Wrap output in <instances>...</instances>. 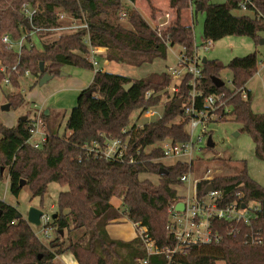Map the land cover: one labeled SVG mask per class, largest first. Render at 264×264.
<instances>
[{"label":"trees","instance_id":"1","mask_svg":"<svg viewBox=\"0 0 264 264\" xmlns=\"http://www.w3.org/2000/svg\"><path fill=\"white\" fill-rule=\"evenodd\" d=\"M128 1L136 0H0V67L4 68V71L0 68V86L8 77L10 86L20 89L27 71L36 77V84L46 73L53 78L61 75L65 66L94 71L89 61L91 47L105 48V58L109 62L134 67L166 60L169 49L174 46L192 53L194 27L181 23L182 11L192 3L196 4V10L206 12L205 40L217 41L228 35L250 36L256 40L258 33L264 31V0H252L258 13L251 10L250 15L241 16L233 13L241 0L222 4L208 0H170L176 20L162 30L151 25L138 10L127 8L125 2ZM26 2L39 10L34 26H57L64 12L84 20L88 27L62 34L57 39L46 37L41 49L28 45L21 53L8 49L2 40L4 35L20 40L31 31L22 13ZM149 5L155 13L150 1ZM122 12L127 13L126 22L119 19ZM257 65L255 53L233 58L227 67L233 73L234 85H246L258 72ZM203 67L206 94L228 89L226 85L217 87L213 80L220 77L225 65L207 59ZM186 81L180 96L187 93ZM171 82L165 71L134 79L95 70L92 83L80 92L76 105L69 112L60 110L46 114L43 111L47 140L39 148L28 142L35 115H22L26 119L21 117L14 126H7L0 120V174L8 170L12 195L18 197L28 186L31 198H43L51 182L68 187L59 195L57 216L51 223L54 238L47 244L39 239L34 226L16 206L0 199V264H58L57 257L65 253H71L77 264H136L144 257L139 239L118 240L110 233L111 228L124 219L147 227L160 244L170 243L166 229L168 210L179 198V180L188 167L183 162L165 165L159 161L163 156L160 149L147 151V148L169 138L175 142L189 139L187 120L176 99L166 104L161 120L146 124L133 141L132 147L142 148L137 162L97 158L88 155L83 147L94 141L102 143L105 138L121 137L122 130L139 110L161 100V96L148 98L147 92L162 91ZM2 93L11 108L18 109L26 104L20 90L7 92L2 89ZM253 100L251 91L246 100L239 94L233 97L230 117L240 122L243 130L251 135L255 155L264 161V112L253 110ZM62 126L63 132L60 131ZM161 167L168 173L160 174ZM148 174L159 176V180L153 182L145 177ZM23 180L26 184L21 187ZM212 182L216 188L241 192L245 201L260 203L258 227L264 238V188L250 176L246 163L243 162L238 174L217 176ZM240 231L227 236L220 245L191 247L175 264H216L219 260L226 264H264V241L260 246L246 245L243 241L246 231Z\"/></svg>","mask_w":264,"mask_h":264},{"label":"built area","instance_id":"2","mask_svg":"<svg viewBox=\"0 0 264 264\" xmlns=\"http://www.w3.org/2000/svg\"><path fill=\"white\" fill-rule=\"evenodd\" d=\"M238 7L258 13L252 0H241ZM22 13L28 20L31 31L20 40H13L8 35H4L2 38L8 49L16 50L18 53H21L25 45L36 46L33 38L38 35L51 36L56 33L62 35L88 27L84 20H77L64 12L60 14L61 24L57 26H34V17L39 13V10L27 2L22 6ZM126 17V12L120 13V19L123 20ZM159 26L157 28L162 30L163 25ZM86 43L89 44L88 39H86ZM212 45V40H205L200 49L208 51ZM96 52L97 48L91 47L89 61L94 65L96 71L104 70L96 58ZM202 59L196 42L192 53L182 48L176 66H167L165 69L172 79L171 84L162 91L149 90L147 92L148 98L161 96L159 103L139 110L137 117L124 127L121 137L105 138L102 143L94 141L86 144L83 147L84 151L88 155L108 161L131 164L137 162L142 148L135 147V145L132 147L133 141L137 139L146 124L161 120L166 104L176 99L177 103L181 100V113L187 120L189 139L185 142H175L169 138L150 145L148 149L162 151L163 156L159 160L160 162L165 163L167 160H171L174 163L183 162L191 166L197 159L195 153L203 150L200 144L209 133V124L230 117L233 110L231 105L233 97L239 94L246 100L250 94L247 85L236 87L233 81H230V87H227L226 90L206 94L203 87L205 76ZM1 70L4 71V68L2 67ZM28 75H30L29 71L26 72V76ZM186 79L188 80L186 81ZM185 81L188 90L185 96H180L182 84ZM4 82L9 85L10 79L6 77ZM36 109L28 142L34 148H39L47 140V131L42 116L43 109ZM141 117L147 119L148 122L141 124ZM35 135H38V138H35ZM102 137L104 136L102 135ZM213 180L214 177L207 173L203 178L198 179L194 177L192 171L186 172L180 177V187H177L179 198L171 204L168 210L166 229L171 238L170 243L160 244L147 227L134 223L141 249L144 252V257L139 259L136 264H175L176 260L186 255L191 247L220 245L227 236L237 235L242 229L246 231L243 238L246 245L260 246L263 244L264 238L258 227L260 203L245 201L241 192L232 193L234 191L228 192L225 188H216ZM209 184H212L214 188L205 193ZM179 205H182V208H178ZM52 216L45 213L41 216L40 226L43 237L37 235L45 243L52 238Z\"/></svg>","mask_w":264,"mask_h":264},{"label":"rangeland","instance_id":"3","mask_svg":"<svg viewBox=\"0 0 264 264\" xmlns=\"http://www.w3.org/2000/svg\"><path fill=\"white\" fill-rule=\"evenodd\" d=\"M208 1L210 3L222 4L226 3L228 0ZM125 3L127 8H134V5L131 2ZM137 6L142 16L151 25H157L156 22L158 21L156 20L159 17L157 14L158 10L155 9V13L150 10L146 0H138ZM193 7L194 36L195 42L199 46L200 55L202 58L206 57L211 61L217 60L226 66L221 70L219 78L227 87H230V81H233V73L227 67L229 62L235 57H245L253 53L257 55L258 72L246 85L254 95V100L252 103L253 110L261 113L260 111H264V44L261 43V41L264 40V31L258 33V38L256 40L250 36L228 35L217 41H213V45L208 51L200 49L202 48V43L205 42L204 25L206 21V12L203 10H196V4H194ZM233 13L239 16L251 14L250 11L243 10L242 8L233 10ZM166 15L167 17H164V20L161 19L159 21V25H168L169 21L173 19L170 17V14ZM120 21L126 22L124 19H120ZM174 22L175 20L171 24ZM157 27L160 26L157 25ZM164 28L165 27L162 29ZM52 36L50 37L57 39V37L60 35L56 33ZM37 46L39 49L42 48L41 44ZM181 50L182 48L180 46L171 47L166 60H158L153 64L144 65L142 67H134L128 64L115 62L109 63L100 56L98 58L100 59L99 62L101 67H105L109 72L122 74L134 79H140L148 76L152 72L161 73L162 71H165L167 66H176L177 58ZM75 71H82L84 75L90 76L93 70L65 66L62 69V74L68 73L69 76L66 77L59 75L42 86L40 84H36L37 79L35 76H26L22 79V86L20 89H15L4 82L2 87L0 86V120H2V122H4L7 126H10L8 125L9 121L5 119V116L10 115L11 117L16 114L20 117H22V115H30L33 117L35 113L34 104L44 110L48 108H58L59 111L67 110L69 112V110H71L76 105L77 98L79 96V93L77 94L74 90H72L74 83L79 80L77 77H75ZM56 81L59 84L66 83L68 88H61L63 90L53 91L52 88H55ZM90 84L88 86H90ZM2 89L7 92L20 90L25 96L26 104L18 109L10 108V111L3 112L2 106L6 103ZM48 94L51 96L47 97L46 101L43 102V96H48ZM138 114L139 113L137 112L133 118L137 117ZM146 122H148V120L144 117H141V124ZM60 131L63 132V126ZM208 131V135L204 137L203 142L200 144L203 150L197 151L195 153V157L197 159L191 166L186 164L188 167L186 172L192 171L194 177L198 179L203 178L206 173L210 174L214 178L224 175H236L241 170L243 162H245L250 176L258 184H260L262 188H264V161L256 157L254 140L249 133L243 130L242 124L234 120L232 117H226L224 121L219 120L218 122L209 124ZM210 135L212 136L213 142L215 144L213 148L207 147V139ZM35 138H38V135H35ZM151 150L152 149L147 148V151ZM164 164L172 165L174 162L167 160ZM145 177L149 178L153 182H157L159 180V176L157 175L148 174L145 175ZM9 184V173L8 170H5L2 175L0 174V199L7 202L8 204L16 206L19 213L24 218H27L31 208H38L45 214L49 215L55 214L57 211L59 195L62 192L68 190L67 186H61L57 182H51L43 198H31V191L28 186H25L22 189L20 195L15 197L10 192ZM34 229L38 235L43 237L41 226H34ZM110 233L113 238L123 241H131L138 238L135 226L131 221L126 219H124L119 225L112 228ZM53 238L54 236H52L51 239ZM47 243L48 242H46V244ZM72 256L73 255H71V253H65L64 255L57 257L56 261L58 264H68L67 260H75L74 256ZM70 264H74V262ZM216 264L226 263L219 260Z\"/></svg>","mask_w":264,"mask_h":264},{"label":"crops","instance_id":"4","mask_svg":"<svg viewBox=\"0 0 264 264\" xmlns=\"http://www.w3.org/2000/svg\"><path fill=\"white\" fill-rule=\"evenodd\" d=\"M149 1L151 2V4H152V6L155 8V9H157L158 10V12H157V14H158V18H157V20L156 21H158V22H156L157 23V25L159 26V21L161 20V19H163L164 20V17L166 18L167 17V15L166 14H170V17L171 18H173L172 20H170L169 21V24L168 25H170L174 20H176V16H177V14H176V11L174 10V9H172V8H170V0H146V3H147V5H148V8L151 10V7H150V5H149ZM195 0H193V2H194ZM129 2V1H128ZM133 5H134V8H136L137 10H138V6H137V3H138V0H136L135 2H131ZM194 4L195 3H192L191 4V6L189 7V8H187V9H185V10H183L182 11V14H181V23L184 25V26H193V16H194ZM139 12H140V10H138ZM141 13V12H140ZM152 16V15H151ZM157 25H155L156 27H157ZM168 25H163V27H165V28H167V26ZM46 37H50V36H48V35H44L43 37H41V35H38L37 37H34L33 38V41H34V43H35V45L37 46V45H39V44H41L42 45V43L46 40ZM53 37V36H52ZM58 38V37H57ZM106 52H107V50L105 49V48H101V47H99V48H97V52L95 53V55H96V58H97V60L98 61H100V59L98 58L99 56L100 57H102V58H104V60H106ZM107 61V60H106ZM107 62H109V61H107ZM100 63V62H99ZM109 63H113V62H109ZM101 65V64H100ZM76 68V67H75ZM104 68V71H108L105 67H103ZM80 70V69H79ZM83 72H85V71H83ZM86 73V72H85ZM31 75V74H30ZM30 75H28V76H30ZM62 76H69V74L67 73V74H61ZM94 75H95V70L94 71H92V74L90 75V76H87V75H84V73H82V71H75V77H77L79 80H77L75 83H74V87H73V89L72 90H74L77 94L79 93L80 94V92L83 90V89H85V88H87L88 87V85L93 81V78H94ZM26 77V76H25ZM54 79V78H53ZM52 79V80H53ZM51 81V80H50ZM56 83V86H55V88H52V90L53 91H58V90H63V89H61V88H68L67 87V84L66 83H64V84H59L57 81L55 82ZM8 85V84H7ZM10 85V84H9ZM249 88V87H248ZM52 91V92H53ZM251 91V90H250ZM251 93H252V91H251ZM76 94V95H77ZM253 94V93H252ZM51 95L50 94H48V96H46V95H44L43 96V102H45L46 101V98L47 97H50ZM253 98H254V95H253ZM34 107H36V108H39L36 104H34ZM35 108V113H36V109ZM3 112L4 111H10V109L9 110H2ZM43 111H48V114L50 113V111H52L53 113H55V112H57V111H59L58 110V108H48V109H46V110H44L43 109ZM261 113L262 112H264V111H260ZM35 113H34V115H35ZM21 117L19 116V115H16V114H14L13 116H11L10 117V115L9 116H5V119L6 120H8L9 121V123H8V125H10V126H13V125H15V124H17V122H18V120L20 119ZM133 225H134V223H133ZM115 227V226H114ZM113 227V228H114ZM112 229V228H111ZM111 231V230H110ZM72 255V254H71ZM73 257V256H72ZM76 260H73V261H69V260H67V263L68 264H70V263H73L74 262V264H77V262H75Z\"/></svg>","mask_w":264,"mask_h":264},{"label":"water","instance_id":"5","mask_svg":"<svg viewBox=\"0 0 264 264\" xmlns=\"http://www.w3.org/2000/svg\"><path fill=\"white\" fill-rule=\"evenodd\" d=\"M197 7H198V9H200V8H201V5L198 4ZM25 23H26V24L28 25V27L30 28V24H29V22H28L27 19H25ZM261 43L264 44V40H262ZM202 61H203V64H205L206 61H207V58H206V57H203ZM40 68H41V71L44 70V63H43V62L40 64ZM61 74H62V73H61ZM52 79H53V76L50 75V74H48V73H46V74H44V76H43V77L41 78V80L39 81V84L42 86V85L48 83V82H49L50 80H52ZM213 80H214V82H215V84H216L217 87H221L222 85H224L223 81H222L219 77H214ZM126 88H129V87L127 86ZM177 105H178V106H181V100L178 101ZM10 108H11V105L8 104V103H6V104H4V105L2 106V110H9ZM46 114H48V111L46 112ZM22 119H26V117H22ZM214 146H215V144H214V142H213L212 136L210 135V136L208 137V139H207V147L213 148ZM1 170H2V172H3V169H1ZM163 173H168V170H167L165 167H161V168H160V174H163ZM25 184H26V181L23 180V181L21 182V187H23ZM213 188H214V186H213L212 184H209V185L206 187V189H205L204 192H205V193H208L209 191H212ZM178 208H182V205H179ZM43 214H44V212L41 211L40 209H38V208H31L30 211H29V213H28V216H27L26 219H27V221H28L31 225H34V226H40V224H41V216H42ZM19 216H20V215L17 214V217H19ZM56 216H57L56 213L53 214V216H52L53 219H55Z\"/></svg>","mask_w":264,"mask_h":264}]
</instances>
